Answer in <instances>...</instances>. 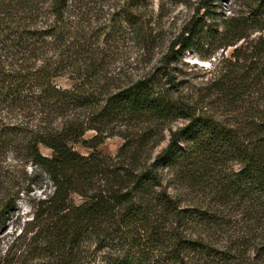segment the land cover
<instances>
[{
    "label": "trees",
    "instance_id": "1",
    "mask_svg": "<svg viewBox=\"0 0 264 264\" xmlns=\"http://www.w3.org/2000/svg\"><path fill=\"white\" fill-rule=\"evenodd\" d=\"M73 1L0 0V152L51 183L0 264H264V108L246 104L264 95V37L237 45L264 30V0H230L240 10L219 22V0H201L205 11L173 40L166 62L235 46L198 101L176 92L166 66L112 73L123 24L85 29ZM131 15L151 48L153 32ZM59 76L74 83L59 86ZM205 97L224 110L204 108ZM116 134L117 153L98 149ZM0 189L12 206L1 174Z\"/></svg>",
    "mask_w": 264,
    "mask_h": 264
},
{
    "label": "rangeland",
    "instance_id": "2",
    "mask_svg": "<svg viewBox=\"0 0 264 264\" xmlns=\"http://www.w3.org/2000/svg\"><path fill=\"white\" fill-rule=\"evenodd\" d=\"M201 0H76L71 3L70 11L85 10V18L82 27L95 26L100 30L106 25L111 28L116 22L123 24L122 31L117 36L114 43L115 48L110 54L111 64L108 66L112 73H120L122 76L131 75L137 77L139 74L149 69H157L166 66L175 78L174 89L178 94L186 95L193 100L199 98L208 90L213 78L227 64L235 46L219 48L209 59H202L200 53L194 49L187 50L177 60L165 61V54L170 46L182 32L184 26L189 24L195 17L201 16L205 11L201 8ZM217 22L220 21L222 14H231L233 8L240 10L239 6L230 0H219L215 5ZM131 14H134V18ZM131 15V18L138 25L149 33L151 30L155 36L154 44L151 46L144 43L143 37L133 33L134 23H129L125 16ZM74 16V15H73ZM208 21H212L210 17ZM215 22V23H217ZM144 33V34H145ZM264 37V30L254 31L245 41L240 40L239 45L242 50L250 49L256 44V40ZM179 45L175 47L178 48ZM56 83L62 87H70L74 83L68 76H59L55 78ZM213 97H205L204 103H199L204 108L221 113L224 108L216 105ZM197 100V101H198ZM253 100V101H252ZM253 104L258 108H264V95L258 94L247 101V105ZM183 120L178 119L169 123V126L176 127L181 125ZM168 136V130L166 129ZM95 134L94 130L86 132L85 137L90 138ZM124 139L116 134L105 138L104 142L98 146V149L104 153L114 155L122 145ZM166 140L161 145L166 144ZM44 153L49 154L50 150L41 147ZM75 148L82 153H89L88 148L81 143L75 145ZM0 174L2 179L10 182L13 186L10 196L15 198L13 205H6L5 192L0 189V222L6 221L5 225L0 226V249L5 251L7 244H10L23 227L27 226V220L32 217L33 203L43 197L51 189V183L48 181L47 174L40 168L15 158L12 153L0 152ZM7 196V195H6ZM75 202H80L81 197L77 194L72 195ZM15 250V248H14Z\"/></svg>",
    "mask_w": 264,
    "mask_h": 264
}]
</instances>
